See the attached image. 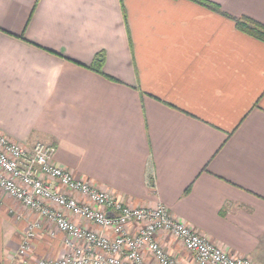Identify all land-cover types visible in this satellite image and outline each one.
<instances>
[{
	"label": "crops",
	"instance_id": "crops-1",
	"mask_svg": "<svg viewBox=\"0 0 264 264\" xmlns=\"http://www.w3.org/2000/svg\"><path fill=\"white\" fill-rule=\"evenodd\" d=\"M210 1L264 24V0ZM99 52L102 74L89 69ZM0 133L264 264V42L225 15L191 0H0ZM35 217L0 191V264H18ZM65 238L43 222L32 256L64 255ZM157 240L193 264L173 236Z\"/></svg>",
	"mask_w": 264,
	"mask_h": 264
},
{
	"label": "built area",
	"instance_id": "built-area-1",
	"mask_svg": "<svg viewBox=\"0 0 264 264\" xmlns=\"http://www.w3.org/2000/svg\"><path fill=\"white\" fill-rule=\"evenodd\" d=\"M54 152L53 146L42 142L25 148L0 133V191L36 215L21 237L18 264H179L160 245L159 233L179 241L193 264H253L249 257L229 255L174 220L162 204L130 207L112 193L74 177L54 164ZM67 214L97 230L74 223ZM43 222L66 236L64 255L32 256V243ZM146 252L153 262L146 261Z\"/></svg>",
	"mask_w": 264,
	"mask_h": 264
},
{
	"label": "trees",
	"instance_id": "trees-1",
	"mask_svg": "<svg viewBox=\"0 0 264 264\" xmlns=\"http://www.w3.org/2000/svg\"><path fill=\"white\" fill-rule=\"evenodd\" d=\"M191 1L197 3L201 6H204V7L208 8V9H210L216 13L227 16L228 18H230L234 22L235 27L239 31L247 34L248 36H251L255 39H258V40L264 42V24L254 20L250 17H247V16L233 17L231 15H227V14L223 13V11L221 10L220 6L217 3H214L210 0H191ZM35 5H36V3H35ZM20 39H24V37L21 36ZM103 63H104V53L99 52L94 56L92 63L89 66V69L96 71L97 73L102 74Z\"/></svg>",
	"mask_w": 264,
	"mask_h": 264
}]
</instances>
